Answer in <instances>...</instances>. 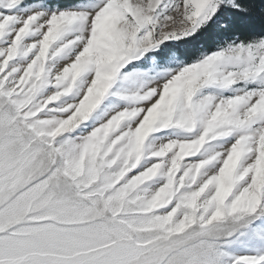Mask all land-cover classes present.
<instances>
[{"label":"snow or ice","instance_id":"1","mask_svg":"<svg viewBox=\"0 0 264 264\" xmlns=\"http://www.w3.org/2000/svg\"><path fill=\"white\" fill-rule=\"evenodd\" d=\"M0 264H264V0H0Z\"/></svg>","mask_w":264,"mask_h":264}]
</instances>
